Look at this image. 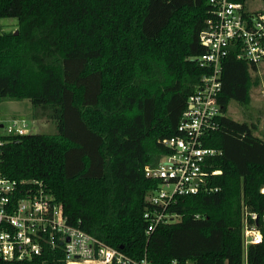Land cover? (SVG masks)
<instances>
[{
	"label": "trees",
	"instance_id": "1",
	"mask_svg": "<svg viewBox=\"0 0 264 264\" xmlns=\"http://www.w3.org/2000/svg\"><path fill=\"white\" fill-rule=\"evenodd\" d=\"M246 5L247 0H230ZM210 0H0V104L30 101L35 120L58 134L0 136V167L25 185L42 182L63 204L69 225L129 258L151 264H244L245 209L264 215V140L256 124L227 116L231 102L251 104L256 66L231 50L222 68L219 128L204 145L212 191L177 197L180 219L147 234L146 177L170 154L188 101L208 74L194 58L212 17ZM17 33V34H16ZM65 264L61 251L31 262ZM248 264H264V243Z\"/></svg>",
	"mask_w": 264,
	"mask_h": 264
},
{
	"label": "built area",
	"instance_id": "2",
	"mask_svg": "<svg viewBox=\"0 0 264 264\" xmlns=\"http://www.w3.org/2000/svg\"><path fill=\"white\" fill-rule=\"evenodd\" d=\"M209 4L212 17L200 35L207 52L193 59L208 74L188 101V110L179 125L180 135L163 141L170 154L164 156L158 166L145 168L146 177L158 182V187L147 196L149 208L144 218L149 224L148 235L160 225L180 219L169 211L177 197L212 191L208 179L221 173L210 168V160L221 153L205 147L204 142L207 134L219 128L222 68L231 50L237 51V58L251 67L259 68L264 62V10L251 12L244 4L230 0H210ZM28 128L24 119L0 120L1 137L29 135ZM2 145L0 142V147ZM261 193L264 195V188ZM263 243L264 215L245 209L244 264H248L250 248ZM48 251H61L65 264H151L147 258L133 260L69 225L63 204L51 189L38 181L21 185L4 176L0 167V261L31 262Z\"/></svg>",
	"mask_w": 264,
	"mask_h": 264
},
{
	"label": "rangeland",
	"instance_id": "3",
	"mask_svg": "<svg viewBox=\"0 0 264 264\" xmlns=\"http://www.w3.org/2000/svg\"><path fill=\"white\" fill-rule=\"evenodd\" d=\"M245 7L251 12L264 10V0H247ZM16 25V20H0V29L5 32L15 30ZM253 77L259 79V84L253 87L251 91V104L242 106L236 102H231L227 116L240 123L256 124L255 135L264 140V62L253 74ZM13 118L24 119L29 125V134H58L55 123L33 118L32 105L28 100L21 102L4 101L0 104V120L6 122Z\"/></svg>",
	"mask_w": 264,
	"mask_h": 264
},
{
	"label": "water",
	"instance_id": "4",
	"mask_svg": "<svg viewBox=\"0 0 264 264\" xmlns=\"http://www.w3.org/2000/svg\"><path fill=\"white\" fill-rule=\"evenodd\" d=\"M17 34V33H16Z\"/></svg>",
	"mask_w": 264,
	"mask_h": 264
}]
</instances>
